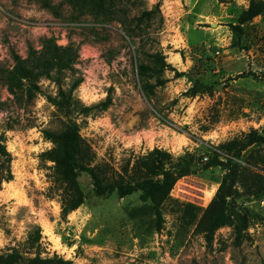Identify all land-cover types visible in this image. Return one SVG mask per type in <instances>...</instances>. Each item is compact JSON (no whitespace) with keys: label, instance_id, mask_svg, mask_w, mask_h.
<instances>
[{"label":"rangeland","instance_id":"obj_1","mask_svg":"<svg viewBox=\"0 0 264 264\" xmlns=\"http://www.w3.org/2000/svg\"><path fill=\"white\" fill-rule=\"evenodd\" d=\"M250 1L144 0L149 10L159 2L163 23L156 18L142 42L119 24L96 21L60 0H0V68L12 67L14 55L27 58L31 48L40 50L43 39L78 48L75 72L66 81L83 80L74 101L91 111L71 119L94 152L93 165L115 177L126 161L155 148L175 158H201L164 204L160 231L140 193L98 197L85 173L79 176L84 205L63 216L52 163L42 158L52 148L43 131H61L69 122L50 102L57 87L41 79L35 98L19 102L0 81V135L6 136L13 175L0 190V255H59L72 264H264V191L248 196L243 181L237 186L247 226L239 219L238 228H221L211 241L197 232L227 172L223 166L206 169L210 158L232 159L264 177L263 145L239 159L220 149L264 129V14L241 37L233 30ZM156 52L170 67L160 76L165 84L147 95L138 65L149 62L145 53ZM147 80L157 82L153 72ZM198 82L213 93L191 96ZM108 96L112 102L104 109ZM38 232L40 242L31 248Z\"/></svg>","mask_w":264,"mask_h":264},{"label":"trees","instance_id":"obj_2","mask_svg":"<svg viewBox=\"0 0 264 264\" xmlns=\"http://www.w3.org/2000/svg\"><path fill=\"white\" fill-rule=\"evenodd\" d=\"M35 1V0H29ZM82 13H88L96 21L107 24H119L123 32L132 40L140 38L146 42L150 38V28L159 18L163 23L159 2L152 9H147L144 0H60ZM52 6V3H48ZM264 14V0H251L247 9L243 10L233 26L238 36L244 34V28ZM158 25V23H157ZM156 26V25H155ZM154 30V28H153ZM149 62L142 61L138 65L139 77L147 95H151L153 88L160 87L165 81L160 76L170 65L166 64V57L161 52L145 53ZM14 64L5 69L0 68L2 81L10 95L22 102L25 98L32 101L41 88V79L53 82L57 87L55 98L50 102L69 120L61 131H43L46 141L52 148L43 153L44 161L52 163V178L58 188L62 215L67 216L77 211L86 200L79 183V176L85 173L90 176L94 191L98 197H108L117 193L120 198L140 193L139 199L143 203L151 204L157 218V231L163 228L162 208L171 198L176 184L186 176L192 175L201 158L187 153L175 158L172 154L159 148L148 152L144 156L134 157L121 166L117 176H109L104 167L93 165L95 155L91 146L81 135L79 125L71 117L74 114L88 115L90 108H80L74 101V92L82 83L78 77L67 83V74L75 72V65L79 59V51L74 45L59 46L53 40L43 39L41 49L31 48L27 58L14 55ZM150 72L157 79L155 85L147 80ZM191 96L199 94L211 95L213 89L201 82L195 83L191 89ZM108 96L103 103L104 109L111 105ZM3 104L0 103V111ZM5 133L0 135V190L4 182L13 180L11 173L12 156L7 149ZM256 145L264 146V129L262 132L252 131L241 138H234L220 146L227 155L239 159L242 152ZM218 155L210 158L206 169L223 166L227 169L219 189L197 225V232L211 241L215 233L224 227L239 226L238 220L247 226V216H242L238 198L237 186L245 183L248 196L264 191V177L250 168L242 167L239 163L228 159L226 163L218 159ZM242 196V195H241ZM40 232L36 238H30V246L34 248L40 242ZM0 264H72L59 255L42 257L35 253L33 257H26L24 253L13 250L0 255Z\"/></svg>","mask_w":264,"mask_h":264},{"label":"built area","instance_id":"obj_3","mask_svg":"<svg viewBox=\"0 0 264 264\" xmlns=\"http://www.w3.org/2000/svg\"><path fill=\"white\" fill-rule=\"evenodd\" d=\"M207 160V158H205ZM261 204L264 205V199L261 200Z\"/></svg>","mask_w":264,"mask_h":264}]
</instances>
